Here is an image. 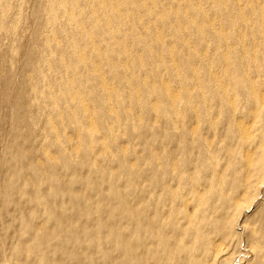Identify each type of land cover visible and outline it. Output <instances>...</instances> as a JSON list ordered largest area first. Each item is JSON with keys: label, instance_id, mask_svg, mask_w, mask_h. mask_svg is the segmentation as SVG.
<instances>
[{"label": "rangeland", "instance_id": "1", "mask_svg": "<svg viewBox=\"0 0 264 264\" xmlns=\"http://www.w3.org/2000/svg\"><path fill=\"white\" fill-rule=\"evenodd\" d=\"M21 1L0 0V264H120L116 244L122 242L121 226L132 221L148 226L147 244L140 250L147 264H177L167 257L176 244L185 248L182 259H193L194 264H264V107L255 101L264 94V63L261 69L243 65L248 55L263 61L264 49L237 52L232 44V35L243 30L244 0H210L213 5L198 9L189 3L207 0L131 1L133 7L125 9L123 19L113 10L98 14L102 35L85 23L99 9L95 0H67L64 10L63 1L56 8L53 0ZM171 2L177 3L170 9ZM7 5L12 10L5 12ZM52 9L60 11L53 14L57 22L48 17ZM73 11L75 18L69 19ZM253 17L258 19V14ZM162 20L168 30L161 27ZM48 25L63 35L68 32V38L54 40L45 32ZM177 25L182 26L179 39ZM80 32L85 38L78 37ZM158 32L162 41L156 38ZM200 32L207 36L205 42L187 50L186 42L198 41ZM36 34L42 39L45 65L31 61ZM114 35L123 38L121 47L111 41ZM205 49L208 56H203ZM172 51L183 69L184 61L195 56L198 72L185 69L182 79L173 77ZM153 53L154 59L146 57ZM212 56L215 66L210 64ZM57 63L60 70L54 68ZM95 65H100L117 99L103 95L91 72ZM106 66L121 69L127 81L117 84ZM247 70L250 78L244 77ZM211 71L216 80L232 77L221 98L204 94L213 82L208 79ZM164 73L174 78L169 88L161 84ZM66 75H74L78 87L75 81L66 82ZM138 89V105L148 102V108L125 112ZM157 91L166 93L170 103L161 107L165 100L158 97L161 102L153 111ZM171 94L180 95L182 103L176 105ZM24 95L29 99L19 109ZM78 95L94 114V131L85 116L72 113L64 121L55 115L58 109L81 111L80 101L71 100ZM96 95L105 101L95 100ZM193 95L205 98L206 104L193 106ZM171 106L182 114L175 116ZM208 106L211 114L205 112ZM30 115L36 121L34 131L28 132ZM178 120L186 134L178 131ZM240 122L249 126L247 138ZM90 220L104 223L98 229L101 234ZM159 220L186 230L185 236L176 240L164 231L163 246L151 244L158 238L152 229ZM73 230L77 234L65 236ZM193 236L201 246L198 253Z\"/></svg>", "mask_w": 264, "mask_h": 264}, {"label": "bare ground", "instance_id": "2", "mask_svg": "<svg viewBox=\"0 0 264 264\" xmlns=\"http://www.w3.org/2000/svg\"><path fill=\"white\" fill-rule=\"evenodd\" d=\"M53 1L55 2V6H53V8H56V6L59 5L58 3L63 1L65 4L63 5V9L62 10H64L65 5L67 3V0H53ZM95 1L99 3V9H97L94 12L93 18H91L89 21H87L85 23L90 25L91 28L94 30V32H96L99 35H102V33L104 32V30H103L104 27L100 23V19L98 17V14L101 11H103V10L104 11H112L113 10V12H114V14L116 16L121 17L123 19V18L126 17L125 9L129 8V7H133L131 1H137V0H130V1H127V2H126V0H113V2H111L109 4H107L105 2V0H95ZM142 1H145V0H142ZM164 1H166V0H164ZM255 1L257 3H255ZM21 3H22V1H21ZM23 3H27V0L24 1ZM176 3L177 2H171L170 5H169V8L170 9L173 8ZM209 5H213V2L210 1V0H207V1H196V2L195 1H191L189 3V6L192 7V8H195V9L200 8V6L207 7ZM7 6L8 7H6L4 9L5 12H8V11L12 10L11 6H9V5H7ZM242 6L244 8H246V10H243L242 8L240 9L241 12H244V11L246 12V14L243 15V17L240 20V27L243 30H239L235 34L233 33L234 35H232V38H231L233 46L236 48L237 52L247 51L248 48H251V49H261V48H263L264 49V22H263V18H264V0H244L243 3H242ZM51 11L52 12H51V14L48 15V17L50 19H52L53 21L57 22L58 19L56 17H54L53 14L58 15V14H60V11L59 12H55V9H52ZM42 12H43V7L39 8V10L36 13V15H37V17L39 19H41V16L43 15ZM75 14L76 13L73 11L69 15V19L75 18ZM256 14H258V19H257V17H253ZM210 20L214 21V18L211 17ZM227 26L230 27V25H227ZM161 27L165 28L166 30L169 29L168 24L164 20L161 21ZM176 28H177V32H178L177 37L179 39L181 34H182V26L177 25ZM222 28H226V27L222 26ZM45 32H48L49 34L51 32V37L54 40H57V38L65 39V38H68V36H69L68 32L65 33V35H63V32H61V31L58 32L51 25H48L46 27V31ZM226 32H227V29H224L223 30V34H226ZM52 33H53V35H52ZM194 33H195V31H194ZM36 35L37 36H36V38L34 40V45L31 46V51L29 53L30 55H32L34 53V56L31 58V61L33 63L37 64L38 66H39V63L42 61L43 65H45L46 63L44 61V57H42L41 51H40L41 47H39V43L41 42L42 39L40 38V36L38 34H36ZM226 35H224V36H226ZM51 37H49V39ZM78 37L79 38H82V37L85 38L84 34L82 32L78 33ZM90 37L93 38L94 36L90 33ZM156 38H157L158 41H162L163 40V36H162L161 32H158L156 34ZM206 38H207V36L205 35V33L204 32H200V36H199L198 41L192 42L189 39V41L186 42V45H187L186 49L189 50V51H195L203 42H205ZM111 41L115 45H117L119 47H121L123 45V42H124L123 38L121 36H115V35L111 37ZM54 43H56V42H54ZM77 43H78V40L75 41V44H77ZM40 44H42V43H40ZM158 46H159V43L157 44V47ZM173 46H174V44L173 45L172 44L169 45V47L171 49L173 48ZM49 47H51L54 50L61 51L60 48H59V45H57V44L52 45L51 43H49ZM209 52H210L209 49H205L204 52H203V56H208ZM156 56H157V54L153 53V54H148L146 57H150L151 59H154V57H156ZM140 57H143V56L141 55ZM177 57L178 56L173 54V51H172V53L169 56V62L171 64L170 70L172 71V76L173 77L177 76V78L182 79V74L184 72H186L185 69L187 71H189V72H198L197 67L194 66V64H193V60L195 59V56H192V58L190 60H185V61H184V58H183L182 61H184L183 66H184L185 69L180 67V61L179 60H177V62H176V58ZM213 57L214 56H212V58H211L210 64L212 66H215L216 62L214 61ZM222 58L225 61L229 60V56H228L227 53H223L222 54ZM57 60H58V58H57ZM144 61H145V59H141L142 63ZM146 62H151V60H146ZM261 63H264V59H263V61L260 62V60L255 56V54H253V55H248L245 58V61H244L243 65L245 67L246 66H254L257 69H261L262 68V64ZM80 65H84V62H81ZM60 66H61V64L57 63L54 66V68L60 70L61 69ZM85 67H87V66L85 65V66L77 67L75 69L83 70V68H85ZM107 67L111 68V71H110L111 72V76L113 77V79L116 81L117 84L122 85V83L127 81V79H126V77H125V75H124V73H123V71L121 69L117 68L116 66H111V67L110 66H106V69H108ZM142 67L145 68L143 65H142ZM91 72H92L93 76L96 79V83L99 84L104 89V94L103 95L105 96V94H106L108 96V98L110 96V97H113L114 100L117 99L118 98L117 93H116V91H114L111 88L110 82L104 77L100 65L93 66ZM9 74H10V72H9ZM251 74H252L251 70H247V71L244 72V77L245 78H250ZM8 76H7V79L5 81H7L8 78L10 77V76L9 77ZM172 76L169 73H164L163 75H161V78H162L161 79V84H162V86H164L166 88L171 87L172 86V80L171 79L174 80V78ZM216 78H217V76H216L215 72L211 71V72L208 73V79L213 81V82H211L210 86L204 91V94L206 95V98H209V97H212V96H218L219 98H221L220 97V93L223 92L224 89H227L228 80H232V77H225L224 80H216ZM187 79H189V77H186V80ZM64 80L66 82H68V83H71V82L75 81V84H73V86L78 87V84H77L78 81H77V79L75 78L74 75L73 76L66 75ZM0 82L3 83L2 77L0 78ZM4 83L7 86L9 85V83H7V82H4ZM143 84H144V86H146L148 84V81L146 80ZM202 84L203 83L200 81L198 83V86H202ZM84 85H87V87H84V89L87 91V89L89 88L88 84H84ZM7 86H5V91L8 90ZM187 86H188V84L186 85V87ZM198 86H197V88H199ZM135 89H136V87H135ZM32 90H33V88H32ZM262 91H264V87H263ZM174 92H176V91H174ZM241 92L245 93V86L243 87ZM81 93H79V94H81ZM133 93H134V96H133L130 104L127 106V109L124 110V111L133 113V112L138 111L139 108L147 109L148 108V102L145 103V104L138 105V101L141 102L140 95L142 96V91L140 89H138V90H136ZM100 95H96L95 96V100H103V101H105V98L104 99H100ZM26 96H28V95H24L23 97H25V98H23L21 101L19 100L20 101L18 103V108L19 109L22 108L21 103L24 104V103H26L28 101L29 98L26 97ZM156 97H157V99L154 101V104H153V107H152L153 111H155V109L158 107V103L161 102V101L158 100V97H161L162 100H165V101L159 103L161 105V107H164L166 104L170 103V101L166 97V93H164V92L157 91ZM171 98L173 99V102L176 105H179V103H182V97L180 95L171 94ZM71 100H73V102L75 100L80 101V104L82 106L81 111L80 110L79 111L78 110L74 111V110H71L68 107L69 109H66V110L65 109H58V111H56L55 115H57L59 118H61L64 121L67 120L68 116L70 114H72V113H74L75 114L74 116H77L78 118H81L82 116H85L90 121L89 129L93 130V131L96 130V128H97L96 124L97 123L95 122L94 114L90 111V109L87 106H85L86 98H84L83 95H78V96H73L71 98ZM255 101H258L261 104V106L264 107V94L256 95L255 96ZM17 102H18V100H17ZM91 102H92V100H91ZM192 103H193V106H195V107H201L203 105V103L206 104V99L205 98H201L200 96H197V95H195V96L193 95L192 96ZM175 104H174V106H175ZM103 106H104V108H106L107 107V103L104 102ZM171 109L175 110L173 112V114H175V116L178 115V114H182L180 109L177 108V107L174 108L173 106H171ZM205 112L207 114H211L213 112V108L211 106H208L205 109ZM71 116H73V115H71ZM27 119H29L27 121V125H26L27 128H28V132L29 131H34L33 128L35 127V121H36L35 117L30 115L29 117H27ZM168 119L171 120V118H168ZM178 122L180 123V120H178L176 122V126H177L178 131L180 133L183 132V134H186V131H183L184 129L181 128V125ZM181 122H182L183 125L185 124L184 118L181 119ZM23 124H24V122H23ZM239 128H240L242 136L244 138H247L249 136V132H250L249 126L246 123H241L240 122L239 123ZM75 129L77 130L78 127H75ZM56 147L57 148H61L62 147V143L58 142L56 144ZM246 160H247V163H251V156L249 155L248 152H247V155H246ZM43 204H45L46 206L49 205L48 202H46V201H43ZM115 212L117 213V211H115ZM204 213H207V210L204 211ZM114 216L116 217L117 215H114ZM89 224L94 227L93 230L96 233L100 232L98 229L101 226L104 225L103 222H92L91 220L89 221ZM121 227L123 228V233H121L122 242L120 244H116L118 253L120 254V258L122 259L120 264H147L145 257L140 254V250L143 249V247H145L146 244H147L145 241L147 240V234H148L147 228H148V226L144 222L132 221V223H128V224L123 223ZM173 230H175V231H173ZM197 230H199V229H197ZM152 231H153V234L156 237L160 238V239H158V238L157 239H152L154 242H150L151 244L156 245V246H163L162 243H163V241H165V239H164L165 237L164 236H160V235H162L161 233L164 232V231H168V233L172 235V238H174L176 240L181 238V237H183V236H185V234H186V233H184L186 230H183L180 227L173 228V227H171V225H169L168 222L162 221V220H159L157 223H155L153 225ZM75 234H77V231L73 230L72 233L69 232L65 236L71 237V236H74ZM97 234H99V233H97ZM100 234H101V232H100ZM39 237L41 238V239L40 238L39 239L41 241H43L42 239H44V235L40 234ZM138 237H141V238H138ZM140 239H142L143 241L140 242ZM193 240L196 241L194 243L197 246V253H198V251L200 250L201 246H200L199 242L197 241V239L194 236H193ZM220 248H221V246L217 247L215 253L213 254V258L214 259L218 258L219 254H220V251H217V250H219ZM184 249L185 248L181 244H179V245L176 244L175 247L170 249V251L167 254V257H170L173 260L175 259L177 261V264H194L192 262L193 259H190V260H188V259L183 260L182 259V257L185 258L184 257L185 253H183ZM208 253L209 252H207V251L205 252L204 251V254H207L209 256V258L211 257V259L214 262H216L212 258V253H209V254ZM173 255H174L175 258H173ZM154 256L158 257L159 259H162L158 255H154ZM147 259H150V258H147ZM159 259H157V261ZM156 264H160V263L157 262Z\"/></svg>", "mask_w": 264, "mask_h": 264}]
</instances>
